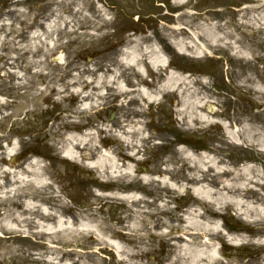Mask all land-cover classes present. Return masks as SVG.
<instances>
[{"label":"rangeland","instance_id":"1","mask_svg":"<svg viewBox=\"0 0 264 264\" xmlns=\"http://www.w3.org/2000/svg\"><path fill=\"white\" fill-rule=\"evenodd\" d=\"M0 1V95L13 101L0 108L50 82L32 71L41 64L63 68L60 84L110 81L86 123L65 116L81 99L93 106L80 94L99 91L88 80L0 124L33 136L19 150L0 142V264H264V0ZM122 122L130 139L147 133L139 149L103 128L98 148L81 147L96 124Z\"/></svg>","mask_w":264,"mask_h":264},{"label":"clouds","instance_id":"2","mask_svg":"<svg viewBox=\"0 0 264 264\" xmlns=\"http://www.w3.org/2000/svg\"><path fill=\"white\" fill-rule=\"evenodd\" d=\"M20 12H24V9H20ZM21 19H23V17H21ZM108 19H111V17H108ZM93 37H100L103 36L104 33L103 32H94ZM40 60H43V57H40ZM29 63H38V62H33L31 61V58L29 59ZM32 71L34 73H40V72H47V74L49 75V81L48 83H46L44 85L43 88H41V86L39 85V83H37L36 87L27 95V99H21L19 101H17L16 103L19 105V107H13L12 109H10L9 111H5L4 108H0V124H3L7 127H11V124L13 122H19V121H23L25 119H28L29 117L25 116V113H30L33 110L36 111H41L43 109H46L49 107V105L47 104H43L41 101L43 99V96H47L49 94V92L51 91L52 88H56V94L52 96V100L57 102V103H61L63 104L64 98L67 96H70L73 92L75 93H80V88L83 87V81L88 80V81H92L94 86L97 87L99 89L98 92H92L91 89H89L88 92H83L80 93L81 97L83 96H90L91 100L90 103L91 105H93L92 107L89 106V104H85L83 103V100L81 99V102L73 109V113L75 114H69V116H65V121L69 124H80V123H86L87 120L85 119L86 117H90L93 116L94 112L98 110L99 105H101L103 103V101L101 99H97V97H103L104 92H103V88L106 87L108 85V83H110V81L108 80L106 75H102L100 77V79L94 80L92 75L89 74L87 76H83L77 73H73V77L72 80L67 81L64 84H60L59 81V75L63 73V68H61L59 70V73H53V70L48 68L46 69V67L41 64L39 67H33ZM83 71V70H81ZM18 76H20L21 78L18 79L16 81L17 86L20 85H27L28 80L31 79V77H26L24 76V73H17ZM55 75L56 79L53 80L52 76ZM119 75L118 72H116L114 70V76ZM101 81H104V84H101ZM73 83H76L78 86L77 87H71V85ZM65 88H70V91H65ZM129 99H131V97H129ZM122 103H126V101H121ZM13 101L10 100L6 95H0V105H4L7 106L9 104H12ZM140 111H143V109H139ZM11 117V120H6V117ZM17 126L20 127L22 125H20L19 123H17ZM103 128L104 129V134L105 135H113L115 137H118L120 140L124 141L126 146L129 148H135V149H139L140 144H141V140L147 135V133H141L140 136H135L133 138H129V134L130 133H135L136 132V128L135 127H129L127 124L125 123H121L120 127L117 129H113L112 126L110 124H96L95 125V132H88L86 133V137L83 141H79L81 144V147H84L85 144H88L89 149H92L93 147H99V145L96 142V138H95V134L98 133L100 131V129ZM62 136L64 135L63 133L61 134ZM69 139H71V136L68 137ZM33 139L32 135H12L10 134L8 131L6 130H0V142H10L12 144V148L13 150H19L21 147V143H28L31 142V140ZM89 141H91L89 143ZM63 141L60 140L59 138L57 139H50L48 141L49 144H51L53 147H58V145L60 143H62ZM5 150H7V143L5 142ZM88 150L85 151L84 155H87ZM11 153H9L10 155ZM60 155H63L64 153L61 152L59 153ZM129 155H133L135 156V150L130 151L128 153ZM3 154L0 153V160H2ZM143 155L141 156H136V159H143ZM132 165H129L128 169L126 170L127 172H131L132 169ZM118 175L124 177L125 182H127L129 179H131L130 176H125L124 175V171H122L121 173H119ZM102 179H109V177L107 176H103L101 177ZM148 177L144 178L145 183L148 182ZM95 191V189H94ZM182 191V189H181ZM167 207V202H165L164 204H161L159 206L160 209H163ZM146 211L149 209H145ZM157 209H151V211H156ZM6 225L9 227H15L14 225H10L8 224L7 221H5ZM166 223V221H165ZM152 226L151 222L148 223V228L150 229ZM145 233H141V235H144ZM158 235H164L163 232L158 233ZM13 252H15V250L13 249ZM2 254V253H0ZM178 257L173 256L171 260L168 261V264H173L174 261L177 260Z\"/></svg>","mask_w":264,"mask_h":264},{"label":"bare ground","instance_id":"3","mask_svg":"<svg viewBox=\"0 0 264 264\" xmlns=\"http://www.w3.org/2000/svg\"><path fill=\"white\" fill-rule=\"evenodd\" d=\"M140 63H142L141 61H139L138 60V58L136 59V58H134L133 60H131V63L129 64V66L130 67H133V68H136V70H137V73L139 74V75H143V71L141 70V68L139 67V64ZM143 87V86H142ZM144 88L145 87H143V88H141V90H140V94H142V96H143V99L144 100H148V99H150V101H152V99H153V97H151L145 90H144ZM117 89L118 90H121V87H120V85H119V82H118V84H117ZM146 89V88H145ZM122 91H124V89L122 90ZM161 91H163V89H161ZM154 100H155V98H154ZM70 144H73V141H71L70 140ZM67 157V156H66ZM70 158H72V156H70ZM181 239L182 238H179V241H181ZM194 241V239H192V238H190V240H189V242L187 243V245L188 246H190V245H193V242Z\"/></svg>","mask_w":264,"mask_h":264},{"label":"trees","instance_id":"4","mask_svg":"<svg viewBox=\"0 0 264 264\" xmlns=\"http://www.w3.org/2000/svg\"><path fill=\"white\" fill-rule=\"evenodd\" d=\"M1 4H2V1H0V6H1ZM23 151H25V150H23ZM38 152L36 151V152H34L32 155H36V156H38ZM24 155V152L23 153H20V155L18 156V157H22ZM17 157V155L15 156V160L18 158Z\"/></svg>","mask_w":264,"mask_h":264}]
</instances>
